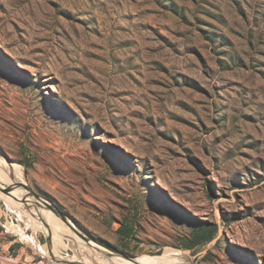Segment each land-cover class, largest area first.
<instances>
[{"label": "rangeland", "instance_id": "rangeland-1", "mask_svg": "<svg viewBox=\"0 0 264 264\" xmlns=\"http://www.w3.org/2000/svg\"><path fill=\"white\" fill-rule=\"evenodd\" d=\"M0 160V264H264V0H0Z\"/></svg>", "mask_w": 264, "mask_h": 264}, {"label": "bare ground", "instance_id": "bare-ground-1", "mask_svg": "<svg viewBox=\"0 0 264 264\" xmlns=\"http://www.w3.org/2000/svg\"><path fill=\"white\" fill-rule=\"evenodd\" d=\"M18 177H19V179L21 178V176H19V175H18ZM46 223L49 224V222H46ZM72 236H73V233H72ZM81 239L84 240L86 243L93 245V247H95L97 249L98 248L103 249V248H101L100 244L94 242L93 240H86L84 237ZM94 245H96V246H94ZM107 250L108 249L104 248V251H106V253H108ZM124 259H121V261L123 260L126 263L128 262L129 264H193L190 257L187 254L179 253V252H175V251H169V250H166L161 255H142V256H139L135 259L126 258L127 261ZM122 264H125V263H122Z\"/></svg>", "mask_w": 264, "mask_h": 264}, {"label": "trees", "instance_id": "trees-1", "mask_svg": "<svg viewBox=\"0 0 264 264\" xmlns=\"http://www.w3.org/2000/svg\"><path fill=\"white\" fill-rule=\"evenodd\" d=\"M217 230V226L214 223L211 225H204L194 230L190 236L183 238L181 246L186 249H192L199 244L210 242L215 237ZM118 231L122 237H128L132 234L133 229L128 225H124Z\"/></svg>", "mask_w": 264, "mask_h": 264}, {"label": "water", "instance_id": "water-1", "mask_svg": "<svg viewBox=\"0 0 264 264\" xmlns=\"http://www.w3.org/2000/svg\"><path fill=\"white\" fill-rule=\"evenodd\" d=\"M4 190V189H3ZM49 209H51L57 216L61 217L66 223H68V225L70 227H72L75 231H77L82 237H84L85 239H88V237H86L85 235L81 234L67 219V217L60 212L58 209H56L55 207H53L52 205L48 204ZM131 259H135V258H131Z\"/></svg>", "mask_w": 264, "mask_h": 264}]
</instances>
